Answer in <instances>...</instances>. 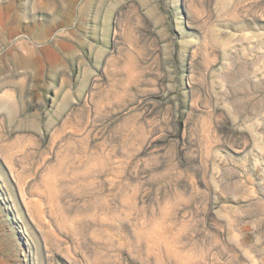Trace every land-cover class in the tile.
I'll return each instance as SVG.
<instances>
[{
	"label": "rangeland",
	"instance_id": "rangeland-1",
	"mask_svg": "<svg viewBox=\"0 0 264 264\" xmlns=\"http://www.w3.org/2000/svg\"><path fill=\"white\" fill-rule=\"evenodd\" d=\"M0 264H264V0H0Z\"/></svg>",
	"mask_w": 264,
	"mask_h": 264
}]
</instances>
